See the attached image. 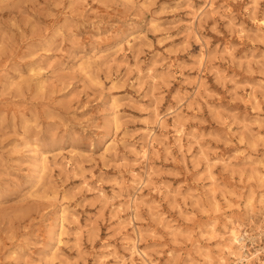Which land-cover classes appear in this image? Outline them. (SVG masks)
Here are the masks:
<instances>
[{
	"label": "rangeland",
	"instance_id": "rangeland-1",
	"mask_svg": "<svg viewBox=\"0 0 264 264\" xmlns=\"http://www.w3.org/2000/svg\"><path fill=\"white\" fill-rule=\"evenodd\" d=\"M263 20L264 0H0V264L264 263Z\"/></svg>",
	"mask_w": 264,
	"mask_h": 264
},
{
	"label": "bare ground",
	"instance_id": "bare-ground-1",
	"mask_svg": "<svg viewBox=\"0 0 264 264\" xmlns=\"http://www.w3.org/2000/svg\"><path fill=\"white\" fill-rule=\"evenodd\" d=\"M264 21V20H263ZM140 70V69H139ZM142 70V69H141ZM149 70V69H148ZM144 71V70H143ZM147 72V71H146ZM150 72V71H149ZM142 74H143V72H142ZM151 74V73H150ZM140 75H141V73H140ZM148 75V74H147ZM152 75V74H151ZM149 76V75H148ZM156 78V77H155ZM152 79V78H151ZM259 96V95H258ZM255 99H257V98H255ZM179 126H181V125H179ZM164 127V126H163ZM165 128V127H164ZM153 134H154V132H153ZM167 134V133H166ZM177 134L180 136V137H182V129H178L177 130ZM165 135V134H164ZM180 141H181V139H180ZM182 142V141H181ZM110 143H112V142H110ZM109 143V144H110ZM115 144V143H114ZM152 144V143H151ZM182 145V144H181ZM111 146V145H110ZM146 146V145H145ZM147 146H148V144H147ZM152 146V145H151ZM112 148H113V146H112ZM147 148H149V147H147ZM147 148L145 147V149L143 150V157L145 158L146 156H147V153L149 152L148 150H147ZM110 149V148H109ZM140 149V148H139ZM74 150V149H73ZM205 154H206V152H205ZM208 156V155H207ZM206 156V157H207ZM43 157H45V156H43ZM142 157V158H143ZM148 158V157H147ZM45 159V158H44ZM43 159V160H44ZM146 159V158H145ZM203 160H204V158H203ZM206 160V159H205ZM46 161V160H45ZM45 166V165H44ZM150 169V168H149ZM152 171H154V170H152ZM132 172V171H131ZM134 172V171H133ZM135 174V173H134ZM212 174V173H211ZM148 175H149V173H148ZM154 177V176H153ZM152 177V178H153ZM133 178H135V177H133ZM151 178V177H150ZM211 179H212V177H211ZM215 179V178H214ZM133 180V179H132ZM135 180V179H134ZM148 180V179H147ZM216 180V179H215ZM146 181V180H145ZM215 183H216V181H215ZM218 184V183H217ZM212 185V184H211ZM214 185V184H213ZM214 187H216V185L214 186ZM213 189V188H212ZM35 190V189H34ZM215 197V196H214ZM140 207V206H139ZM123 211V210H122ZM119 212H120V210H119ZM163 223V222H162ZM168 226H170V225H168ZM242 226V225H241ZM230 227V226H229ZM230 235H231V242H232V244L234 245V246H237L239 249H244L245 248V246H246V243H245V235L243 234V233H241V232H239L238 231V229L236 228V225L235 226H233L231 229H230ZM215 237H216V235H215ZM213 238H214V236H213ZM224 238V237H223ZM136 243V242H135ZM127 244H129V243H127ZM134 245V244H133ZM129 246V245H128ZM130 248H132V247H130ZM229 249H230V247H228ZM225 249V248H224ZM237 249V248H236ZM131 250V249H130ZM134 250L137 252V253H139V250L137 249V247L135 248V246H134V249H133V251L132 252H134ZM231 250V249H230ZM259 251V250H258ZM113 253H114V251H113ZM230 253L231 254H233L234 256H237L238 258H240V260L242 259H244L243 258V255L242 254H238L237 252H234V251H230ZM116 254V253H115ZM143 258V261H144V263H146L147 264V262H149L150 260L147 258L148 256H147V254L145 253V252H141V253H139ZM132 255V254H131ZM201 255H202V253H201ZM206 255V254H205ZM257 255V254H256ZM116 256V255H115ZM119 256V255H118ZM204 256V255H203ZM206 257V256H205ZM207 257H208V255H207ZM222 257V256H221ZM255 257H257V256H255ZM236 258V257H235ZM260 258V257H259ZM117 260H118V258H116ZM119 259H120V256H119ZM123 259H124V257H123ZM222 259V258H221ZM223 260V259H222ZM248 260H250V259H248ZM210 261V260H209ZM212 261V260H211ZM210 261V263H212ZM123 262V261H122ZM121 263V262H120ZM129 263V262H128ZM127 263V264H128ZM143 263V262H142ZM141 263V264H142ZM150 263V262H149ZM148 263V264H149ZM209 263V264H210ZM249 264H252V262H250ZM262 264H264V263H262Z\"/></svg>",
	"mask_w": 264,
	"mask_h": 264
}]
</instances>
